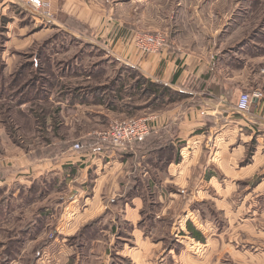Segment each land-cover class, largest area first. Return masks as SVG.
<instances>
[{
  "label": "rangeland",
  "instance_id": "1",
  "mask_svg": "<svg viewBox=\"0 0 264 264\" xmlns=\"http://www.w3.org/2000/svg\"><path fill=\"white\" fill-rule=\"evenodd\" d=\"M64 1L69 7L60 0L52 15L49 5L0 0V168L10 172L0 181V264H70L67 258L76 256V250L46 245L56 237L51 223L60 217L56 203L69 192L62 184L66 177L55 169L41 178L45 185L27 189L29 166L50 158L63 166V154L77 142L90 148V141L116 122L148 117V97L130 87L133 73L143 77L136 58L157 56L165 48L184 57L203 54L230 82L246 79L251 88L264 64V0ZM42 17H52L58 27ZM156 33L164 38L157 55L136 47V35ZM98 146L104 155L124 151ZM250 146L242 164L250 162ZM162 156L172 155L164 150ZM179 191L175 228L191 219L189 190ZM83 258H92L87 249L71 264H82Z\"/></svg>",
  "mask_w": 264,
  "mask_h": 264
},
{
  "label": "crops",
  "instance_id": "2",
  "mask_svg": "<svg viewBox=\"0 0 264 264\" xmlns=\"http://www.w3.org/2000/svg\"><path fill=\"white\" fill-rule=\"evenodd\" d=\"M40 2L53 15L60 0ZM52 17L42 19L58 27ZM178 51L165 48L133 62L144 78L175 94L157 109L147 107L143 119L152 133L144 144L104 155L91 140L90 148L64 153L63 166L52 158L29 166V181L21 183L27 189L45 185L41 178L55 169L67 179L69 192L56 203L60 217L51 223L56 237L46 245L76 250L70 264L85 249L92 258L82 264H264V64L251 88L246 79L233 83L219 74L212 57ZM252 90L262 97L239 114L238 97ZM251 144L250 162L242 164ZM165 149L172 156L163 159ZM9 173L1 164L0 181ZM179 189L189 190L191 219L175 228ZM85 227L94 230L91 237L79 236Z\"/></svg>",
  "mask_w": 264,
  "mask_h": 264
},
{
  "label": "built area",
  "instance_id": "3",
  "mask_svg": "<svg viewBox=\"0 0 264 264\" xmlns=\"http://www.w3.org/2000/svg\"><path fill=\"white\" fill-rule=\"evenodd\" d=\"M28 2L34 8L41 7L42 5L40 0H28ZM136 36L137 45L136 43L135 45L145 54L157 55L164 46V38L159 33ZM261 97L262 93L259 90L240 94L235 106L236 111L239 114L248 113L252 102ZM149 133L150 127L147 119H129L113 124L107 132L102 133L96 139V143L110 150L126 151L130 150L134 144L142 143ZM82 148L83 146L79 142L72 146V150L77 152Z\"/></svg>",
  "mask_w": 264,
  "mask_h": 264
},
{
  "label": "trees",
  "instance_id": "4",
  "mask_svg": "<svg viewBox=\"0 0 264 264\" xmlns=\"http://www.w3.org/2000/svg\"><path fill=\"white\" fill-rule=\"evenodd\" d=\"M132 75H134L136 77V79L134 81V84L130 87L132 89L136 90V92H139L141 94V96H143L145 98L148 97L147 103L145 104L147 107H150V106L153 107L156 104L159 106V105L165 103L166 101L169 102V101H173V99H175V96H174L175 94L167 86H164L160 83H153L150 80H148L142 76L137 75L136 73H133ZM144 86H145V88H143ZM108 105L111 107L109 109H112V108L116 109L115 104H108ZM158 106H157V108H158ZM151 133H152V130L150 129V133L147 136V138L142 143L134 144L133 147L135 145L144 144V142L148 139V137L150 136ZM92 142H91L92 144H95L96 141L94 139H92ZM167 150H169V149H167ZM170 152H171V150H170ZM88 228L89 227H85V229L80 233L79 236H81L84 233V231L87 230Z\"/></svg>",
  "mask_w": 264,
  "mask_h": 264
}]
</instances>
